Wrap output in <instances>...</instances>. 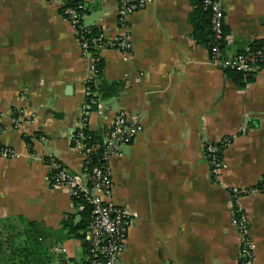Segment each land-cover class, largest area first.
I'll return each instance as SVG.
<instances>
[{"label": "crops", "instance_id": "0c3cea01", "mask_svg": "<svg viewBox=\"0 0 264 264\" xmlns=\"http://www.w3.org/2000/svg\"><path fill=\"white\" fill-rule=\"evenodd\" d=\"M84 1L90 5L85 23L101 27L109 45L125 35L132 44L102 51L104 79L96 84L109 87L95 92L89 130L100 144L121 111L140 116L145 126L109 160L111 202L131 212L123 259L244 264L243 235L234 220L241 209L256 244L254 264H264V66L245 87L229 77L193 36L192 0H145L125 17L119 0ZM219 1L229 28L228 55L264 41V0ZM62 4L0 0V146L15 154L0 157V220L44 224L51 252L62 246L83 262L81 242L63 231L77 206L50 180L44 161L52 153L76 174L85 162L74 136L93 59L61 14ZM226 137L232 142L214 173L206 147ZM236 188L242 194L234 199Z\"/></svg>", "mask_w": 264, "mask_h": 264}, {"label": "built area", "instance_id": "2783aa9c", "mask_svg": "<svg viewBox=\"0 0 264 264\" xmlns=\"http://www.w3.org/2000/svg\"><path fill=\"white\" fill-rule=\"evenodd\" d=\"M62 3L64 0H61ZM121 4V16H128L133 12L137 4L143 5L145 0H119ZM151 1V0H148ZM207 3L212 5L214 12L213 31L216 39L221 38L222 29L226 22L225 10L219 0H207ZM69 12V19L73 23L79 41L84 49L85 54L91 56L93 64L91 76L87 81V96L93 94L89 83L94 82L97 77L98 70L96 68L95 60L88 50V42L83 36H80L76 28V14ZM104 38V36L102 35ZM227 39V37H226ZM109 46L131 49L132 44L129 35L117 39L113 45H109L104 39L99 48L102 52ZM213 61L218 64L223 70H232L240 72L247 77L253 75L259 68L264 66V45L257 51L251 50L237 53L234 55L225 56L221 53L218 46L214 47L211 55ZM90 104L85 102L82 117L80 119V127L74 136V142L81 147L85 153V162L91 160V156L99 149L100 144H91L90 137L86 131L89 130V115ZM21 118V117H20ZM15 120V123L19 125ZM22 120V118H21ZM144 123L140 116H130L126 111H121L115 118L109 132L104 141V153L100 159V163L96 164L90 175H85L82 172L79 174L71 172L65 165L59 162L52 153L44 155V161L50 168V180L58 185L65 187L69 196L74 200L83 197L85 204L77 205L78 211H83L86 204L91 205L92 219L86 230V240L91 245L89 257H85L84 261L87 264H128L123 259V252L125 251L131 212L125 208L118 207L111 202L114 193V182L111 175L109 160L113 155L118 154L121 146L130 142L141 132L144 131ZM5 127L2 124V117L0 115V132L4 131ZM232 142L231 137L224 138L220 143L222 148L226 149ZM219 149L213 145H209L207 152L211 168L214 173H218L223 165L222 158L218 154ZM15 154L7 147L0 146V157L11 158ZM103 161V162H102ZM242 194V190L236 188L233 190V198L236 199ZM235 223L243 235L242 255L244 256V264H254L256 244L249 235L250 219L249 216L241 209L237 210L235 214ZM52 253L55 256L56 264H80L66 255V250L62 246L53 248Z\"/></svg>", "mask_w": 264, "mask_h": 264}, {"label": "trees", "instance_id": "16d2710c", "mask_svg": "<svg viewBox=\"0 0 264 264\" xmlns=\"http://www.w3.org/2000/svg\"><path fill=\"white\" fill-rule=\"evenodd\" d=\"M193 10L190 15V20L193 25V36L201 43L206 44L213 54L215 46H218L223 56L227 53L228 42L227 35L229 34V28L225 22L222 29V36L216 39L213 31V18L214 12L212 5L207 3V0H192ZM72 11L76 14V28L88 42V50L92 54L95 60L96 68L98 70L96 80L89 83L93 94L87 96V102L90 104V110L96 109L95 101L98 100V96H95V92H101L106 90L109 86L102 85L105 72V60L100 51V44L104 42L103 30L99 26H88L85 21V15L90 11V5L88 6L84 0H64L60 12L65 17H69V12ZM264 45V41H258L253 44L251 51L255 52ZM229 77H231L241 87H245L248 81H251L249 77L244 74L232 70H225ZM98 80L102 82L96 84ZM97 81V82H96ZM114 86L111 88L113 89ZM109 129L106 133L108 134ZM90 137L89 142L94 144L98 142L96 135L90 130L86 131ZM104 141L100 142L99 149L91 156L90 161L84 162L82 173L90 175L93 167L99 164L100 159L104 153ZM219 149L218 154L223 158V148L221 143L211 144ZM207 145L206 149H208ZM103 162V161H102ZM77 205L84 203L83 197L74 199ZM75 217L79 219L76 220ZM92 219L91 205L86 204V208L83 211H78L76 216L69 215L65 221L63 231L69 237H73L79 240L82 244L85 257H89L91 245L86 240V230ZM0 264H56L55 256L51 252L50 247L46 244V238L48 236V229L44 224L35 221H29L24 217L7 218L0 220ZM7 233V234H4ZM80 264H87L83 261Z\"/></svg>", "mask_w": 264, "mask_h": 264}, {"label": "rangeland", "instance_id": "374dc122", "mask_svg": "<svg viewBox=\"0 0 264 264\" xmlns=\"http://www.w3.org/2000/svg\"><path fill=\"white\" fill-rule=\"evenodd\" d=\"M6 234V233H5Z\"/></svg>", "mask_w": 264, "mask_h": 264}]
</instances>
